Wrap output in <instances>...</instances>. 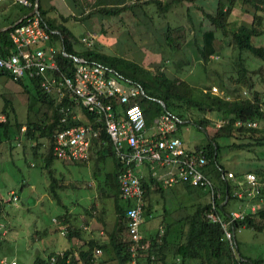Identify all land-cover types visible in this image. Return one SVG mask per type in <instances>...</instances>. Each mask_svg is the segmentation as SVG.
<instances>
[{"label": "trees", "instance_id": "16d2710c", "mask_svg": "<svg viewBox=\"0 0 264 264\" xmlns=\"http://www.w3.org/2000/svg\"><path fill=\"white\" fill-rule=\"evenodd\" d=\"M30 1L31 6L26 7L25 15L31 12L35 5V0ZM178 1L186 5L187 15L193 23V29L201 37L200 42L197 39V41H194L195 50L205 62L209 61L210 55L219 49L217 41L226 42L233 48L235 75L230 77V80L235 85L233 93L236 95H234V98L227 99L212 93L207 88H195L179 77L178 74L182 67L190 63L183 49L184 29L182 27H169L165 17L169 7ZM70 2L75 6H79V3L75 0H70ZM236 4L248 6L251 10H246L251 18L249 24H246L249 39L245 38L239 28L233 29L230 26L229 18ZM136 8L142 11L143 16L148 19L153 29L161 33L163 37V41H160L162 64L171 61L175 65L173 76H169L159 66L151 69L120 55L105 53L100 50V45L97 43L91 49L86 48L82 51H75L72 47L71 33L66 31L55 19L49 18L47 9H42L40 2L38 11L49 28L58 31L52 34V40L60 39L64 52L82 56L112 68L119 75L143 89L144 95H139L133 101L141 107L147 127L152 124L156 116L168 111L175 114L186 124H193L199 130H202L207 137V142L196 146L195 149L202 150L206 158L204 172L213 180L220 192V197L212 200L209 191L184 184L186 192L191 194L192 202L188 206L182 207V214L178 217H173L170 222L164 221V226L160 227L155 235L148 239L143 238V241L147 243V248L140 255L138 264L142 263L141 259L146 261L145 264H192V262L196 264H262L264 259H252L243 256L236 246V241V248L235 250L232 249L225 237L221 223L212 221L208 217V213L212 201H214L216 214L222 221L229 222L231 216V212L227 211L229 201L231 199L244 200V198H241L242 196L233 195V190L226 175L228 172L232 175L235 173L225 170L218 161L221 148L243 151L252 149L254 146L264 145V126H259V123H264V108H262L264 98L261 91L255 88L250 73L251 70L246 64V55H244L248 53L254 58H258L264 65V45H256L252 42L253 37L264 34V0H141L135 4L125 0H107L105 3L102 0H84L81 4V14L75 18L82 22L91 19L103 21L120 16L124 11L133 12ZM49 9L53 10V6ZM61 18L64 20L66 17L62 16ZM197 19H200L198 24L196 23ZM15 22L13 21L10 24L13 25ZM9 30L10 27L0 31V42L3 43L1 47L5 48L0 51L7 52L12 47L8 40ZM164 50L166 51L163 52ZM58 60L61 70L70 73L71 59L59 53ZM0 73L8 75L4 70H0ZM17 83L24 85L22 81ZM31 84V94L39 104L36 107V114L33 116L29 114L33 111L32 104H29L28 116L25 122L21 123L17 120L14 109L11 108V112H13V122H11L10 113L7 110L10 101L5 99L4 108L1 112L5 116V121L0 122V134L4 135L5 140L8 141L23 136L26 141L32 143L33 149L40 145L39 139H46L49 142V148L44 158V167L48 168L49 164L55 159L51 151L54 134L63 127L82 123L85 119L91 121L93 117L85 112L82 120H71L66 124L60 123V103L55 102L49 94L43 92L35 82ZM222 85V82H220V87ZM243 91H248V95H243ZM160 102H163L164 106ZM41 107H44L45 110H41ZM217 119H224L227 122L220 127L208 126L211 121ZM238 120L240 124H236ZM249 122H256L257 126L247 125ZM22 127H25L24 131L21 130ZM12 129L15 133L11 138L8 133ZM14 135L16 136L14 137ZM220 138H231L233 141L226 146H222L218 143ZM95 147L106 150L101 157L105 158L109 155L114 159L115 169L106 173L105 176V187H108L105 193L109 194L108 190H111L115 198L119 200L121 198L117 176L120 163L115 157L111 142L104 129L101 130L99 139L94 140L90 149ZM246 172H254L259 178H264L263 169H247L235 174V176L242 179L243 174ZM222 173L225 174L224 178ZM216 178H218L219 184L214 181ZM140 180L144 187V217L150 215L151 196L158 193L162 197L167 188L161 187L158 177L152 175L151 172L147 175L143 174ZM53 182L55 186L59 185L57 181L52 180L51 189L54 188L52 186ZM203 195L208 196V201L203 202L200 200ZM243 195L246 197V193ZM260 197H264V189L260 195L254 198L258 199ZM128 206V202L124 201V206L116 202L117 216L114 229H127L123 213ZM242 227L264 232V202L258 204L254 211L251 209L244 211L242 218H234L228 229L236 232ZM67 229H69L67 234L69 236L72 232V226H67ZM116 242L117 257L113 264H130L129 236L127 241L116 239ZM62 251L64 255L56 256L54 262H50L49 259L56 252L50 253L46 258L36 257L33 264H93L94 262L90 250H78L76 253L72 250ZM169 257L172 259L171 261H167Z\"/></svg>", "mask_w": 264, "mask_h": 264}, {"label": "rangeland", "instance_id": "374dc122", "mask_svg": "<svg viewBox=\"0 0 264 264\" xmlns=\"http://www.w3.org/2000/svg\"><path fill=\"white\" fill-rule=\"evenodd\" d=\"M45 2L46 0H41L42 7ZM52 2L57 3L58 0H53ZM173 7L174 10L171 12H174V14L170 12L168 15L165 14V17L169 27H182L184 29L183 49L184 54L187 56L186 58L190 60L189 65L186 64L182 67L178 74L179 77L195 88H207L210 90L212 86H215L222 92L220 94L223 97L234 98V95H236L233 93L235 85L230 80V77L235 75L233 48L226 42L217 41L219 49L210 56L209 61L205 62L195 50L194 41L199 40L200 42L201 37L195 31L193 32L192 21L187 23L186 20L179 16L178 12L182 15L184 13L183 10H178L180 6L176 5ZM246 10L251 11L248 6L236 4L231 11L229 20L233 29L239 28L245 38L249 39L250 36L246 24H249L251 18ZM26 11L25 6L16 2L12 3V0L1 2L0 29L5 25L8 26ZM61 13L65 14L66 9H62ZM47 16L55 17L57 22L71 33L72 45L77 51L86 49V45L81 42V36L86 33L88 27L91 26L90 23H92V26L95 27L94 30H101L103 33L102 37L99 38V41L101 39L99 48L103 52L124 56L151 69L159 66L169 76L174 74L175 65L171 61L161 64L160 41H163V37L160 32L153 29L145 16L139 15L138 21L135 20L133 15L128 14L123 15L121 19L112 17L103 21L91 19L82 22L72 16L63 20L57 16L54 10L50 9L47 10ZM252 42L256 45H264V34L253 37ZM244 55H246V64L251 70L250 73L255 83V88L261 91L264 98V80L262 81L264 79V65L258 58H254L248 53ZM213 56H218V58H213ZM220 82L223 84L222 87H220ZM31 93L32 90H30L28 80H25L24 85H22L7 77L0 76V114L4 108L5 99H7L10 101V105L7 107L10 113V121L13 122V112H11V108H13L17 120L24 123L28 116V105L32 104L31 107H33V111L29 113L31 116L36 114V107L39 106ZM41 110L44 111L45 108L41 107ZM208 118L212 119L210 116ZM213 122L211 121L208 126L213 127ZM187 125V128H182V132L179 133L187 148L194 149L196 146L207 142V137L202 130H199L193 124L189 125L187 123ZM259 126L263 127L264 123H259ZM151 132L152 128L149 127L146 134ZM232 141L231 138L218 139V143L222 146H226ZM26 142L23 136L15 140H2L0 142V205L2 210L0 223L7 229L6 235L0 237V260L6 262L15 260L17 264H33V257L38 250L40 253H46L66 244V239L60 234V230L50 231L48 236L43 237L42 244L36 243L34 240L35 230L60 229L59 225L57 226L52 219L63 214L66 209L77 213L83 207L100 202V199L97 198L98 181H101L107 172H112L114 169L113 158L107 155L104 160L101 159L103 161L99 160V162L88 157L89 161H92L88 162L87 160L86 164L83 162H63L54 159L50 165V173L48 169L43 167L41 157V155L45 156L48 153L49 142L46 139H39L40 145L34 149L36 154H41L38 156L30 151V144ZM24 145L28 148L25 149ZM218 161L225 170H230L235 174L247 169H264V145L254 146L252 149L243 151L221 148ZM97 168L100 171L99 174L96 173ZM138 170L144 175L149 173V170L144 165L140 166ZM154 170L157 177L163 174L162 171L157 170V167H154ZM235 174L228 182L232 190L242 191L243 186L239 184L240 178L235 176ZM52 180L57 181L59 184L57 185L59 187H57L54 182L52 183L55 196L50 193L48 188ZM28 183L33 186L30 187ZM107 189L108 187L106 186L104 190ZM10 190L16 192L17 200L8 201ZM108 192L109 195L104 196V204L106 206L103 209V213L105 221L111 223L115 219L116 214L115 202L124 206V201L122 199L117 200L111 190H108ZM41 195L44 196L41 197ZM38 198H40L39 201ZM241 198L246 197L242 195ZM200 200L206 202L208 201V196L203 195ZM250 200L251 203L261 204L264 202V197L251 198ZM244 201L245 199L243 201L231 199L228 207L230 205L235 210H242L239 204L245 203ZM191 202V194L186 192L182 184L167 188L162 197L158 193H154L150 207H153V210L149 216L143 217L140 229L144 233L148 232L144 229H151L153 233L155 229H158L159 225V229L164 226V221L170 222L173 217L175 218L182 214L180 212L181 209L188 206ZM164 209L176 210V214H168L163 219ZM53 239L55 241L49 244L50 240ZM235 241L239 252L243 256L252 259H264V232H257L251 228L242 227L235 232ZM171 260L169 258V261Z\"/></svg>", "mask_w": 264, "mask_h": 264}, {"label": "built area", "instance_id": "2783aa9c", "mask_svg": "<svg viewBox=\"0 0 264 264\" xmlns=\"http://www.w3.org/2000/svg\"><path fill=\"white\" fill-rule=\"evenodd\" d=\"M4 0H0V3ZM141 0H129L135 4ZM25 7L31 6L30 0H14ZM56 31L49 28L38 10H31L19 21L10 26L8 38L12 49L7 52L0 51V69L11 77L12 81L25 80L32 82L43 92L49 94L55 102L60 103V123L82 120L85 112L92 115V120H84L79 124H72L61 128L54 134L52 155L63 162L82 163L89 157L90 148L94 140L99 139L104 129L109 137L115 157L120 163L118 173L120 198L129 203L123 216L130 240V264H138V259L146 251L147 243L143 241L140 226L143 220L144 187L137 168L142 165L150 167L149 172L156 176L154 167L167 168V171L158 176L161 187L169 188L177 184H188L209 191L211 199L220 197V192L204 172L206 158L202 150L187 148L183 140L176 134L180 120L175 114L165 111L156 116L151 124L152 132L146 134L147 126L143 111L139 104L134 102L139 95H144L143 89L122 77L112 68L99 62L88 60L82 56L67 54L51 44V37ZM98 34L88 32L81 37L86 48H93ZM68 57L72 61L71 72H63L60 67L58 55ZM218 58V56H213ZM211 92L222 96L215 86ZM247 95V91H243ZM227 99H231L226 96ZM264 108V105H262ZM5 116L0 114V122ZM227 120H215L214 126L220 127ZM240 124V121H236ZM247 125L257 126L256 122ZM22 131L25 127L21 128ZM222 177L225 174L222 173ZM233 177L228 172L227 179ZM244 185L247 186L244 190ZM242 191H234L238 197L246 193L249 198L261 194L264 189V178H259L254 172H246L242 176ZM8 201L18 199L16 193L11 191ZM251 210H255L253 206ZM243 211L231 212L230 221L224 222L215 212V204L208 213L212 221L221 223L225 237L232 249L235 250V231L228 226L234 218H242ZM63 234L68 232L67 227H61ZM6 233L5 227L0 223V237ZM100 249L95 250L99 254ZM63 251H57L50 257V262L56 256H63ZM0 264H17L15 260Z\"/></svg>", "mask_w": 264, "mask_h": 264}, {"label": "crops", "instance_id": "0c3cea01", "mask_svg": "<svg viewBox=\"0 0 264 264\" xmlns=\"http://www.w3.org/2000/svg\"><path fill=\"white\" fill-rule=\"evenodd\" d=\"M52 1L53 0H46L44 6L42 7L41 6V0H39L40 6L42 7V9L49 10V8L51 6H53V10L56 12L57 16H59L60 18L62 16L63 17L72 16L73 18H75V17L80 16V14H81V12H80L81 11L80 10L81 9V4H83L84 0H75V1H77V3H79V6H75L72 2H70V0H58L57 3L52 2ZM125 1L129 2V0H125ZM102 2L105 3V2H107V0H102ZM12 3H14V0H12ZM176 5L180 6L178 8V10H181V11L183 10V12H184L183 15L180 12H178L179 16L182 17L184 20H186L187 23H191V20H190V18L187 15L186 5L183 2H179L178 1V2L173 3L172 6H170L168 11L166 12V15H168V13L173 11L174 10L173 6H176ZM60 7H62V9H66V13L65 14L61 13L62 9H60ZM192 8L194 9V6ZM128 14L133 15V17L137 21L139 20V19H137L139 17V15L143 16L142 11L139 8H136V9H134L133 12L132 11H124L120 16H117V18L121 19V17L123 15H128ZM171 14H174V12H171ZM178 14H177V16H178ZM23 16H25V13L20 14L16 18L15 21L16 22L19 21ZM169 16H170V14H169ZM49 18L55 19V17H49ZM56 22H57V20H56ZM121 22H122V20H121ZM199 22H200V19H197L196 23L198 24ZM10 25L11 24H9L8 26L5 25L4 27H2L0 29V31L7 29L8 27H10ZM90 25L91 26L88 27L86 33H84L82 36L86 35L88 32H96L98 34V40H96V43L98 45H101L100 44L101 43V39L99 41V38L102 37L103 33L101 32V30H98V31L94 30L95 27L92 26V23H90ZM168 25H169V23H168ZM54 31L58 32L57 30H54ZM194 31L195 30L193 29V32ZM8 40H9V38H8ZM61 43L62 42H61L60 39H53L52 40V37H51V44L53 46H55L57 49H59V50L63 49ZM1 46H3L2 42H0V50L1 49H5L4 47L2 48ZM72 47H73V45H72ZM11 49H12V47H10L9 51ZM73 49H74V47H73ZM75 51H77V50H75ZM212 55H210V56H212ZM122 57H124V56H122ZM145 67H147V66H145ZM0 76H4V77H7V78L11 79L7 74H4V73H0ZM21 123H23V122H21ZM189 125H191V124H189ZM187 126L188 125L185 124V122L183 121L180 124V126L178 127V130L176 131V134L180 137L179 133L182 132V128H184V127L187 128ZM149 127L151 128V125L148 126L147 128H149ZM14 133L15 132L12 129L10 131V133H8V134L11 135V138H12L13 137L12 135ZM0 135H2V134H0ZM15 136L16 135H14V137ZM2 140H5V136L4 135H2L0 137V142ZM13 140H15V139H13ZM26 143L30 144V145L28 144L30 146V151L34 155H37V156L41 155L40 153L36 154V151H34V149H32V147H31L32 143H30L29 141H27ZM26 143H24V144H26ZM24 148L26 149L28 147H26V145H24ZM105 151L106 150L100 149L99 147L92 148V149H90V152H89V155H90L89 159L93 158L92 160H97L98 162L101 159L104 160V158L101 157V155H103L105 153ZM45 156L41 155L42 160H43V167L45 165L44 164L45 163V160H44ZM89 159H88V162H91L92 160L89 161ZM103 160H101V161H103ZM113 162H114V159H113ZM51 163L49 164L48 168H46V169L49 170L50 173H51V170H50ZM83 163L86 164V162H83ZM144 166H146L147 169L150 170V167L148 165H144ZM138 168H137L138 173H141L143 175L144 173L139 171ZM114 169H115V162H114ZM157 170L162 171V173L164 174L167 171V168H165V167L164 168H157ZM96 173L97 174L100 173V171H98V168H97V172ZM105 176H106V174H105ZM105 176L103 177V179L101 181H98V184H97V186H98L97 198L100 199L99 200L100 202L92 203L91 205H89V206H87L85 208L83 207L82 210L80 212H77V213H74L70 209H66L63 214L57 216V218H55V219H52V221L56 222L57 226L59 225L60 229H36L35 230L34 240L36 241V243L42 244L41 241L43 240V237L48 236L50 234V231H53V230H56V231L58 230L59 231L60 230V234H62V236L65 237V239H66V244H64L60 248H55L54 250L48 251L46 253L45 252L40 253V251L38 250L36 255L33 257V262L36 259V257L46 258L50 253L55 252L57 250H59V251L72 250L74 253H76L78 250H90V252L93 254L92 258H94L93 264H113L116 261V257H117V255H116V250H117L116 239H121V240L127 241L128 232H127V229H114L117 213L115 214V219L111 223H108V222L105 221L104 213H103V211H104L103 209H105V206H106V204H104V196L109 195V194L105 193V190H104L105 184H106L105 183ZM214 181H216L219 184L218 178L214 179ZM239 181H240L239 184L241 185L242 184V179H240ZM28 185L30 187L33 186L32 184H29V183H28ZM177 185H179V184H177ZM182 186L184 188V184H182ZM57 187H59V186H57ZM244 187L247 188L246 185H244ZM48 188L50 190V193H52L55 196V192L53 191V189H51V183L48 185ZM11 191H13V190H10L9 193ZM233 192H234V190H233ZM42 196H44V195H41V197ZM56 197H57V195H56ZM151 197L153 198V195ZM101 198H102V200H101ZM152 198H151V201H152ZM246 198H248L249 200L246 199ZM246 198H244L245 199V201H244L245 203L242 202V203L239 204L240 209H242V210H235V209L231 208L230 205H229V207L227 206V211H229V212L243 211L244 212V211H247L248 209H251L253 206L255 208L257 207L258 204H256L255 202L251 203V200H250L251 198H249L247 196H246ZM39 200H40V198H38V201ZM114 207H116V202L114 204ZM152 208L149 210V213L152 212V210H153ZM115 211H116V209H115ZM163 211H164L163 213H165V214H163V219H165L166 215H168V214L174 215L173 213L176 212V210L172 211V210H166V209H164ZM1 212H2V210H1V205H0V215H1ZM63 225H65L66 227L67 226H72V232L69 234V236H67L68 232L66 234L62 233L61 227ZM107 225H109V226H107ZM159 226H158V229H155V231H153V233L151 232V229H144V230L148 231L147 233H144L143 230L140 229L143 238H147L148 239L149 237L155 235L160 230ZM106 227H108V228H106ZM67 230H69V229H67ZM5 231L7 233V229H5ZM6 233H5V235H6ZM53 241H55V240L54 239L50 240L49 244L52 243ZM96 249H100L101 252L99 254H95V250ZM169 258H167V261H169ZM141 261H142L141 264H145V262H146L144 259H141ZM192 264H196V263L192 262Z\"/></svg>", "mask_w": 264, "mask_h": 264}, {"label": "water", "instance_id": "95a60500", "mask_svg": "<svg viewBox=\"0 0 264 264\" xmlns=\"http://www.w3.org/2000/svg\"><path fill=\"white\" fill-rule=\"evenodd\" d=\"M39 8V0H35L34 10H38ZM162 106H164L163 102H160Z\"/></svg>", "mask_w": 264, "mask_h": 264}]
</instances>
